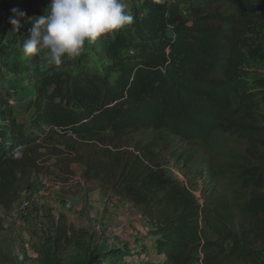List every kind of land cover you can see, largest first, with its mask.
<instances>
[{
  "label": "trees",
  "instance_id": "trees-1",
  "mask_svg": "<svg viewBox=\"0 0 264 264\" xmlns=\"http://www.w3.org/2000/svg\"><path fill=\"white\" fill-rule=\"evenodd\" d=\"M140 1L144 15L132 7V25L114 38L109 34L86 45L79 57L47 67L39 66V55L26 59L22 70L34 93L28 125L16 120L0 93V203L14 200L20 178L38 169L36 146L53 137L104 142L154 129L201 144L219 133L264 147V113L259 92L245 78L243 49L249 43L242 31L254 25L264 29V8L253 0ZM217 3L236 8L239 15L213 10ZM185 5L191 20L180 12ZM12 8L25 13L17 32L9 23ZM34 9L47 12L41 0H0V51L5 42L21 50L33 27ZM141 165L136 157L122 162L116 193L157 209L152 231L156 259L134 257V250L113 246L75 264H124L126 259L132 264H219L217 253H223L221 259L235 253L231 233L224 236L234 241L226 252L223 244L208 240L207 229L219 231L187 188L170 183L162 172H143ZM229 171L214 168L208 178ZM241 209L261 217L256 233L264 242V192H255Z\"/></svg>",
  "mask_w": 264,
  "mask_h": 264
},
{
  "label": "rangeland",
  "instance_id": "rangeland-1",
  "mask_svg": "<svg viewBox=\"0 0 264 264\" xmlns=\"http://www.w3.org/2000/svg\"><path fill=\"white\" fill-rule=\"evenodd\" d=\"M253 1L264 8V0ZM41 2L47 10L50 0ZM127 3L129 10L135 6L141 16L145 14L140 0ZM212 9L239 15L225 3ZM180 12L191 20L188 6ZM44 13L34 9L30 16ZM242 31L249 43L243 49L245 78L259 92L264 113V29L254 25ZM38 55L39 66H52L46 51ZM26 59L16 44L4 43L0 93L16 120L28 125L34 93L22 70ZM36 148L38 169L20 178L13 201L0 203V264H75L95 250L113 246L134 250V257L156 259L152 231L158 222L157 209H146L116 193L122 162L135 157L146 167L143 172H162L170 183L187 188L205 206L219 231L207 229L208 240L223 244L226 252L234 241L224 236L233 234L236 251L228 259L217 253L219 264H264V242L256 233L262 227L261 217L241 209L255 192H264L263 146H250L229 134L216 133L209 143L201 144L164 130L143 129L104 142L53 137ZM214 168L230 171L225 177L209 179L208 172ZM126 260L124 264L133 262Z\"/></svg>",
  "mask_w": 264,
  "mask_h": 264
},
{
  "label": "clouds",
  "instance_id": "clouds-1",
  "mask_svg": "<svg viewBox=\"0 0 264 264\" xmlns=\"http://www.w3.org/2000/svg\"><path fill=\"white\" fill-rule=\"evenodd\" d=\"M10 11L9 23L17 32L25 13L17 8ZM134 21L127 0H50L47 12L33 20L21 50L25 58L46 51L47 63L59 66L65 59L79 57L98 38L109 34L114 38Z\"/></svg>",
  "mask_w": 264,
  "mask_h": 264
}]
</instances>
